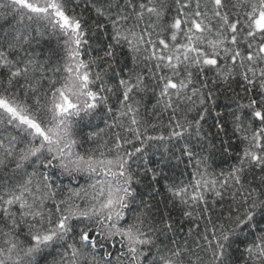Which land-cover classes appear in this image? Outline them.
Wrapping results in <instances>:
<instances>
[{
	"label": "snow or ice",
	"instance_id": "1",
	"mask_svg": "<svg viewBox=\"0 0 264 264\" xmlns=\"http://www.w3.org/2000/svg\"><path fill=\"white\" fill-rule=\"evenodd\" d=\"M0 264H264V0H0Z\"/></svg>",
	"mask_w": 264,
	"mask_h": 264
}]
</instances>
